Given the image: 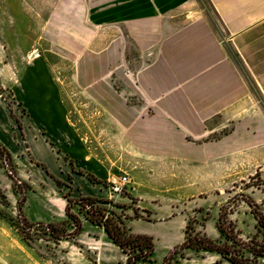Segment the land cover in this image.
<instances>
[{"label": "rangeland", "instance_id": "374dc122", "mask_svg": "<svg viewBox=\"0 0 264 264\" xmlns=\"http://www.w3.org/2000/svg\"><path fill=\"white\" fill-rule=\"evenodd\" d=\"M186 1L191 2L190 10H211L206 0H0V76L3 82H10L20 74L28 57L41 54L49 76L55 78L60 89L62 109L53 100H37L29 95L24 102L17 101L0 81V107L11 119L18 149L27 159V137L38 128L45 138L51 127L56 125L57 129L60 113L62 116L66 113L83 139L87 157L91 152L99 160L108 159L112 164L111 179L96 183L99 188L96 196H87L97 199L93 207L113 211L126 228L127 224L139 219L132 226L133 232L148 235L154 242L152 256L144 261L148 252L144 251L140 260L134 263L133 255L129 264H214L218 256L209 252L175 249L183 242L187 230L220 241L216 225L221 210L225 209L240 236L246 238L256 230L251 209H258L264 215V130L234 132L232 125H226L220 131L208 132L200 140L193 141L209 153L211 162L204 165L209 168L208 177L193 174L192 168L200 165L184 160L172 165L179 169L175 173H164L158 169L160 167L149 173L154 168L146 166L151 156L164 153V149L151 145L155 138L153 106L150 101L138 99L137 95L138 75L153 64L152 49L144 45L146 19L153 12L185 10ZM41 76L45 80L46 72L34 78L39 81ZM37 105L41 107L36 111ZM254 120L257 127L264 124V116ZM4 124L1 116L0 133ZM157 135L158 138L167 135L175 142L182 139L177 132ZM48 137L45 139L53 157L43 150L34 151V159L31 157L34 163L41 165H37L40 177L21 164L20 156L18 159L14 156L23 177L42 184L44 171L53 177L50 160L55 163L56 158L58 165L65 164L73 174L82 172L80 175L88 177L84 172H91L75 163L62 147H55ZM186 139L193 138L186 136ZM3 140L5 144L0 143L10 153L18 151L11 142ZM190 148L193 149L179 146L176 152L187 157L193 154ZM132 170L133 173L137 170V174L132 175ZM123 176L130 179L124 186L119 183ZM10 177L9 169L0 168V181L8 182L9 192L12 190L16 197L12 206L8 200L3 205L0 197V217L9 227L4 234L5 241L17 247L15 258L20 264L128 263V256L119 248L100 242L99 228L86 219L85 201L81 198H72L70 211L80 219L82 229L83 223L90 222L94 230L81 229L73 234L75 223L66 217L55 223L58 229L66 230L65 238L55 240L45 223L57 219L52 220V215L37 207L36 197L25 213L22 209L25 218L22 220L17 211L20 196ZM114 182L118 190L112 188ZM70 183L68 178L57 185L65 193L70 187L71 193ZM2 194L6 196L0 186V196ZM170 215L177 219L169 221ZM37 217L42 218L44 224L31 222ZM20 227L28 243L19 235L16 228ZM23 243L25 248L22 249ZM27 251L35 255L36 261L29 255L25 258Z\"/></svg>", "mask_w": 264, "mask_h": 264}, {"label": "crops", "instance_id": "0c3cea01", "mask_svg": "<svg viewBox=\"0 0 264 264\" xmlns=\"http://www.w3.org/2000/svg\"><path fill=\"white\" fill-rule=\"evenodd\" d=\"M206 2L210 5V11L190 10L191 2L186 1L185 10L153 12L151 17L146 19L147 34L144 45L152 49L153 64L138 75L137 95L138 99L150 101L153 106L152 131L155 138L151 140V145L164 149L163 156L153 155L152 160L147 162L148 169L154 168L149 173H153L157 167L164 173L178 172L179 169L172 168V165H178L184 160L189 164L200 165L192 168L193 174L208 177L209 168L204 165L211 162L209 153H205L203 146L194 144L193 141L200 140L208 132L220 131L226 125H232L234 132L241 130L248 132L257 128L264 130V124L257 127L254 120L255 117L264 116V0H206ZM45 72L46 79L42 80L41 76L38 78L39 81H36L35 75H43ZM0 79L2 86L5 89L9 88L17 101H23L29 95L37 100H53L54 104L58 103L56 106L62 109L59 104L58 83L55 78L49 76L47 63L41 54L28 57L23 70L12 81L3 82L1 76ZM30 107L35 108L31 105ZM40 107L37 105L36 111ZM1 116L6 124L1 129L0 142L5 144L4 138L17 148L18 151L12 152L13 157L18 159L20 156L21 164L27 166L30 173L40 177L38 166L32 160L34 151L38 153V150H43L46 155L50 154L53 157L51 146L45 139L49 134L51 135L48 137L49 141L55 147H62L69 152L79 166L88 169L103 182L111 179L112 164L108 163V159L99 160L91 152L90 157H87L88 152L84 148L83 139L65 112L63 116L60 113L57 129L56 125L51 127L45 138L38 128L30 138L27 137L25 140L29 152L27 159L23 157V151L18 149L9 115L0 107ZM167 132H177L182 139L175 142L167 135L158 138L157 133ZM186 136L193 139L189 141ZM179 146L193 147L190 148L193 154L187 157L178 155L176 148ZM50 162L53 164L50 172L53 177L43 170L42 184L23 177L20 164L18 161L15 163L17 176L28 182L31 187L23 205V212L25 213L36 197L37 207L52 215V220L55 217L57 219L55 222L45 224L58 223L66 218L65 192L56 181L64 182V179L70 178L71 198L96 196L99 191L97 184L92 183L87 177L73 174L72 170L63 163L61 165V162L58 165V158L55 163L53 159ZM133 170L132 175L137 174V170L134 173ZM0 186L5 190L10 206L15 204L16 197L12 190L9 192V183L1 182ZM170 216L169 221L177 219ZM32 220L31 222L43 223L40 217H37L36 221ZM139 221L138 219L126 225L131 233L138 234L133 232L132 226ZM7 225L0 217V264H20L15 258L18 254L17 247L5 241L4 234L9 229ZM94 227L90 222L83 223L82 231L90 228L94 230L92 229ZM98 228L100 242L107 247L115 246L104 230ZM21 246L22 249L25 248V243ZM27 255L36 261L33 253L27 251L25 258Z\"/></svg>", "mask_w": 264, "mask_h": 264}, {"label": "trees", "instance_id": "16d2710c", "mask_svg": "<svg viewBox=\"0 0 264 264\" xmlns=\"http://www.w3.org/2000/svg\"><path fill=\"white\" fill-rule=\"evenodd\" d=\"M20 128V127H19ZM36 163V162H35ZM40 165L39 163H36ZM41 166V165H40ZM0 168L9 169L10 179L12 183L16 186L17 195H19V199L17 201V211L19 217L22 220L23 218V205L26 201V196L31 187L26 182H21L17 178L14 179L16 174V164L14 162V157L12 153L8 151V149L0 143ZM42 168L46 170L43 166ZM79 174H83L82 172H78ZM87 175L88 179L93 183L102 182L95 175L91 173L84 172ZM59 184V181H56ZM68 191L65 193L64 197L67 200L65 206V215L67 218L73 219L75 223V229L73 234H78L82 229V223L80 219L71 213V193L70 187H68ZM1 199L3 200V205H6L7 198L4 194H2ZM80 200L85 201V214L86 219L90 221L92 224L102 228L108 238L112 241V243L119 248L123 254L128 256V263L130 258L132 257L134 263L141 258V253L144 251H148L147 255L143 257V260L148 259L152 256L154 251V242L152 238L145 234H133L129 231L128 228L125 227L123 220L116 215L113 211H107L101 207H93L94 202L97 201L96 198L93 197H80ZM75 200V199H74ZM135 216H137V212L134 211ZM146 213H149L146 212ZM230 213L226 212L225 209L221 210L218 221H217V231L220 234L221 240H213L206 235L200 234H192L188 232V227L186 228V236L184 237L183 242L175 247V249H185L189 248L195 251H206L211 254L218 256V259L214 262V264H222L226 262V264H264V215L258 209H251V214L256 220L255 232L246 237L242 238L237 231L234 223L228 219V215ZM25 224V223H23ZM36 224H44V223H36ZM45 226L49 230V235L53 236L55 240H60L61 238H65L66 230L58 229V226L55 223H47ZM62 226V225H61ZM19 232L21 238L27 242L26 237L24 235L23 228H16ZM28 243V242H27ZM136 253V255H135ZM168 255L164 257L163 260L167 258Z\"/></svg>", "mask_w": 264, "mask_h": 264}, {"label": "built area", "instance_id": "2783aa9c", "mask_svg": "<svg viewBox=\"0 0 264 264\" xmlns=\"http://www.w3.org/2000/svg\"><path fill=\"white\" fill-rule=\"evenodd\" d=\"M119 183L122 184V186H124V185L130 183V179H129L128 176H123V177L120 179ZM112 184L115 186V187H112L113 189H115V190H118V189H119L118 186H117V183H116V182H114V183H112Z\"/></svg>", "mask_w": 264, "mask_h": 264}]
</instances>
